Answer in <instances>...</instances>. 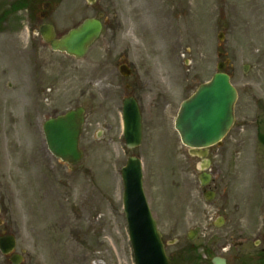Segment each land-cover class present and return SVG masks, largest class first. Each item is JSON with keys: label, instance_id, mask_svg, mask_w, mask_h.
Masks as SVG:
<instances>
[{"label": "rangeland", "instance_id": "1", "mask_svg": "<svg viewBox=\"0 0 264 264\" xmlns=\"http://www.w3.org/2000/svg\"><path fill=\"white\" fill-rule=\"evenodd\" d=\"M11 1L0 0V14ZM52 1L46 19L38 0L34 19L21 10L0 30V236L16 235L23 264H135L121 179L133 154L142 158L144 188L173 264H197V246H189L197 243L243 240L233 254L264 246L257 128L264 131V0ZM93 16L104 28L82 58L53 51L38 33L42 22L61 35ZM226 60L239 91L236 122L222 144L208 148L218 183L209 201L200 159L174 121L181 102ZM124 62L134 68L129 77L120 73ZM131 94L144 116L143 142L133 149L122 124L123 98ZM77 106L85 108L84 156L70 167L49 151L43 122ZM0 264H11L1 251Z\"/></svg>", "mask_w": 264, "mask_h": 264}, {"label": "water", "instance_id": "2", "mask_svg": "<svg viewBox=\"0 0 264 264\" xmlns=\"http://www.w3.org/2000/svg\"><path fill=\"white\" fill-rule=\"evenodd\" d=\"M100 30L101 22L96 18H88L60 39H54L51 30L44 35L52 42L54 49L82 56ZM219 68L223 69V65H219ZM236 100L237 90L230 75L220 71L182 102L175 126L182 141L192 148L193 153L205 156L206 151L200 148L221 142L234 123ZM83 112V108L71 110L44 124L50 150L69 163H75L82 157L79 137L84 122ZM123 119L127 145L138 146L143 138V122L141 108L135 97L124 100ZM123 179L124 210L136 264H171L157 221L146 199L141 159L138 156L129 158L123 168ZM15 245L16 239L12 235L0 238V247L4 253L13 251ZM21 259V255L13 257L15 264ZM213 264L227 263L224 258L215 257Z\"/></svg>", "mask_w": 264, "mask_h": 264}, {"label": "flooded vegetation", "instance_id": "3", "mask_svg": "<svg viewBox=\"0 0 264 264\" xmlns=\"http://www.w3.org/2000/svg\"><path fill=\"white\" fill-rule=\"evenodd\" d=\"M42 14H43V11H42ZM31 97H32L31 90H29L25 85L23 87V99L25 100V103H28L29 101H31V100H27V99H31ZM39 108L40 107L37 105V109ZM212 175L213 176H211V181L209 182L207 186L213 183V187L212 189H210V192L208 193H211L215 196L218 183H217V180L214 174ZM202 188L204 192L208 191L206 189V186L205 187L202 186ZM66 224H67V221L65 220L64 225ZM256 244L258 245L259 243H256ZM243 245H245V242H243L242 240L239 242H234L231 245L210 244V243L203 242V243L192 244L189 246H197V264H207L208 262L212 264V257L216 254H222L224 252L227 253V255L225 256H226L228 264H264V246H256L258 248L253 250V252H243L242 254L237 252L233 254L232 250L236 249L237 251H240L239 249L243 247ZM200 250L204 253L199 252Z\"/></svg>", "mask_w": 264, "mask_h": 264}]
</instances>
